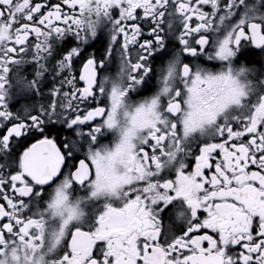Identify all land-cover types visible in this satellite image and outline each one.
<instances>
[{
  "label": "snow or ice",
  "instance_id": "6c2138e0",
  "mask_svg": "<svg viewBox=\"0 0 264 264\" xmlns=\"http://www.w3.org/2000/svg\"><path fill=\"white\" fill-rule=\"evenodd\" d=\"M0 264H264V0H0Z\"/></svg>",
  "mask_w": 264,
  "mask_h": 264
},
{
  "label": "flooded vegetation",
  "instance_id": "af4514ba",
  "mask_svg": "<svg viewBox=\"0 0 264 264\" xmlns=\"http://www.w3.org/2000/svg\"><path fill=\"white\" fill-rule=\"evenodd\" d=\"M89 51H91V49H89Z\"/></svg>",
  "mask_w": 264,
  "mask_h": 264
}]
</instances>
